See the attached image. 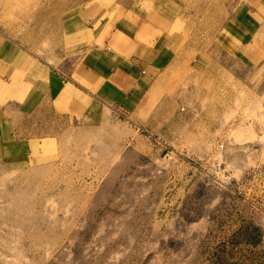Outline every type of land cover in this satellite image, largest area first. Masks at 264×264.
Wrapping results in <instances>:
<instances>
[{
    "label": "rangeland",
    "instance_id": "1",
    "mask_svg": "<svg viewBox=\"0 0 264 264\" xmlns=\"http://www.w3.org/2000/svg\"><path fill=\"white\" fill-rule=\"evenodd\" d=\"M112 1L0 0V264H264V65L234 60L239 0H146L177 19V63L137 103L57 108L55 73L110 46L68 26Z\"/></svg>",
    "mask_w": 264,
    "mask_h": 264
},
{
    "label": "crops",
    "instance_id": "2",
    "mask_svg": "<svg viewBox=\"0 0 264 264\" xmlns=\"http://www.w3.org/2000/svg\"><path fill=\"white\" fill-rule=\"evenodd\" d=\"M174 1L185 3L186 0ZM144 3L148 4L150 1L113 0L111 4L119 8L116 18L111 17V9L103 13L99 11L96 16L95 13L87 17L79 16L75 23L68 26V30H72L68 31L69 35L77 36L89 31L95 32L98 27L96 28L94 23L98 22L99 27L105 28L102 36L105 38L104 42L110 46L105 52L107 55L102 57V54L97 52L100 48H91L96 46L94 42L84 43L79 47V51L85 53L83 61L80 59L83 62L81 69L79 63L69 76L64 71L55 73L58 80L51 79L53 84L48 88V92L57 108L67 111L79 109L81 106L90 110L94 101L88 95L92 92L103 93L104 99L107 100H118L121 97L125 105L134 101L137 103L148 92L150 80L177 63L178 49H175L176 43L170 38L174 35L165 33L166 28L171 31L177 19L169 15L151 20L149 14L141 7ZM232 12V31L227 32V35L232 40L230 49L234 60L242 66L260 68L264 65V40H258L260 36L264 37V0H239ZM104 14L106 16L102 18ZM151 37L157 39L150 41ZM79 51L77 53H80ZM109 67L112 68L114 78L117 74L114 84H120L118 87L122 90L121 93H118L117 86L108 84L105 74ZM76 75L83 76L88 86L81 89L78 83L71 81L69 77ZM70 96L74 100H71Z\"/></svg>",
    "mask_w": 264,
    "mask_h": 264
}]
</instances>
